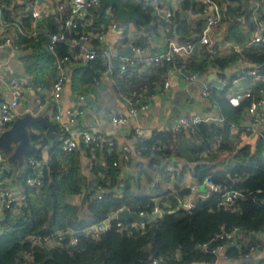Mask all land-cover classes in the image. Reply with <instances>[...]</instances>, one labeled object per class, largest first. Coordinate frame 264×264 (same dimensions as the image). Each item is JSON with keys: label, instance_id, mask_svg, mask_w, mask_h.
I'll return each mask as SVG.
<instances>
[{"label": "trees", "instance_id": "16d2710c", "mask_svg": "<svg viewBox=\"0 0 264 264\" xmlns=\"http://www.w3.org/2000/svg\"><path fill=\"white\" fill-rule=\"evenodd\" d=\"M186 8H190L189 4ZM132 10L145 22V25L138 22L136 24L139 27L148 28L149 36L158 33L164 27V23L158 22L153 17V8L133 6ZM111 13L116 15V10L113 9ZM91 15L93 17L91 26L88 23H81L76 30L67 32V35L70 38H80L92 34L96 38L91 39V43L98 50L97 37L106 30L108 15L99 14L97 10ZM238 15L234 14L236 17ZM68 17V11L52 15L54 19L50 22L51 30L54 33L58 32L57 23H65ZM26 18L28 17L24 16V19ZM176 23L178 33L180 29L189 30V25L184 18L178 17ZM199 29L200 27L198 31ZM229 33L238 44L245 45L239 22H235V27H232ZM195 39L192 37L189 41ZM139 44L146 49L149 38L143 37ZM34 50L35 54L28 60L37 69L48 73V68L54 65L55 56L47 52L42 44L35 45ZM67 51V44L60 43L57 46L56 55L66 56ZM241 59L257 65V70L264 73V45L245 48ZM214 63L223 69L228 65L229 60L216 58ZM102 65L103 60L99 59L92 61L87 68L75 69L73 82L79 75H82L84 82H91L104 70ZM203 66L204 64L199 68L202 69ZM162 67L143 70L142 73L137 68L130 69L125 77L117 78L119 92L133 101H141L159 82ZM27 72L32 79L24 81L23 89L32 88L38 83L34 68L30 67ZM259 96L260 94H257V98ZM245 106L246 104L233 109L243 113ZM239 113L235 115V118L239 117ZM231 128L230 119L223 124L205 123L200 126L197 132L200 143H196L192 150L193 154L212 150L218 141H220L218 153L231 152L232 147L229 143ZM42 129L44 128L40 125L35 128L40 131H43ZM31 139L36 145L45 146L48 142L45 139L44 144H39V136L33 132H31ZM174 140V133L164 131L139 147V155L147 160L155 173L161 176L159 180H168L167 182L171 180L166 170L170 160H173L170 146ZM29 156L42 159L41 150L36 149ZM114 157L115 154L111 156L105 152L104 167H99L100 164L94 161L93 175L98 176L102 171L105 173V179L101 181L98 188H89L88 179L83 173L80 154L64 153L61 142L58 141L50 149L45 185L34 197L30 195L26 187V179L31 174L26 167L22 184L25 186L27 195L20 207V213L14 215L13 212L5 211L1 215L0 264H151L156 259L163 264H211L217 261V258L209 251L203 250L201 246L207 243L208 249H212L215 244H225L226 241L223 240L215 242L218 235L234 230L243 231L246 234L264 233V158L261 150L253 153L247 146L234 155V162H228L227 159H222L216 165L209 159L196 162L192 174L199 181L202 182L206 177H211L220 185L222 193L236 190L242 192L244 197L234 205L221 207L219 205L221 194L207 191L206 198L194 200L195 205L191 210H185L179 206L178 198L184 199L192 195L190 190L181 189L183 174L173 183L175 194L169 189L163 190L158 181L156 189H153H161L158 196L146 195L141 184L140 173L136 180L122 178L121 168L113 166ZM144 174L147 182L153 185L154 178L147 171H144ZM105 188H121L123 198L119 199L113 192L106 191L102 199H99V193ZM84 189H86L84 207L87 213L85 217L80 218V209L72 205L70 197L82 193ZM159 196L164 197L163 201L156 200L155 197ZM167 197L173 201L170 209L165 208L163 204ZM122 208H129L132 212L143 210L147 215H151L154 209L158 208L162 212V217L147 222L143 227L138 225L136 230L130 231L128 227L117 228L118 221L115 218L111 219V216ZM105 220H110L112 227L100 239H94L86 234L89 227ZM60 231L67 235L74 232L78 239L77 245L70 246L66 241L64 244L51 247V251H48V247H40L37 244L39 239L52 237ZM238 250L229 247L230 258L238 257L240 253ZM241 254L243 256L242 251Z\"/></svg>", "mask_w": 264, "mask_h": 264}, {"label": "crops", "instance_id": "0c3cea01", "mask_svg": "<svg viewBox=\"0 0 264 264\" xmlns=\"http://www.w3.org/2000/svg\"><path fill=\"white\" fill-rule=\"evenodd\" d=\"M12 1L14 2L13 7H11V9L6 12V19L10 20L12 17H14L13 21L21 22L22 25L29 31L33 30L35 24L32 18H30L28 15L32 0ZM62 1L63 0H39V2L44 4L49 10V15L46 18L45 23L39 25L42 30L45 28L51 30L50 22L54 19L52 18V15L56 14L57 12L60 13L59 6ZM215 1L220 6L222 14L225 15V18H222L220 25L215 29L216 38L220 40L218 41L217 45L219 46L220 44L223 45L226 43L223 38L227 32L231 31L232 27H235V22L240 23L241 37L243 36L245 42H247L248 36L251 37V33H248V26L246 24V19L252 12L251 0ZM122 3L127 11H134L132 10L133 6L138 7V0H122ZM188 4L190 8H186V5ZM204 4L205 0H162L161 5L155 9L153 7H149L154 9L153 17H155L158 22L164 23V27H162L158 33H154L151 36H149V29L139 27L136 24L138 22L136 20L129 19L121 24L118 18L117 9L108 7L104 12L106 15H108V25L106 30L101 34L104 36L105 40L104 42L100 43V47L119 54L120 51L132 46H136L140 48L144 54L151 55L166 52L168 50L169 43L172 41L180 45L188 43L189 39L192 37L196 38L192 41H198L200 40L203 29L205 28V17L209 15L203 10ZM141 6L143 8H148L145 7V5ZM113 9L116 10V15L111 13ZM167 10L173 12L177 19L178 17L185 19L189 16L190 19L186 21L189 25V30L180 29L178 33L177 23H175L172 26L171 31L168 32V25L162 20L163 14ZM234 14L239 15L236 17ZM24 16L28 18L24 19ZM87 23L89 26L93 24V17L91 13L88 15V19L84 24ZM114 24L118 26L119 30H109L110 26ZM142 25H145V22ZM57 27H59V31L55 33H61L64 31L63 22L57 23ZM198 27H200L199 31ZM9 32L14 34L15 30L11 29V31H5L0 26V38L8 36ZM171 35L175 36V38ZM87 37H89V42H91V39L96 38V36L92 34H87ZM143 37L149 38V44L146 49L142 48L139 44ZM22 41L25 42L24 40ZM234 41L236 42L235 39ZM37 44H42V47L47 52L52 54L47 49L46 43L36 41L28 43V45L18 53L8 51L3 53L0 52V75L2 77L0 81V105L4 102H9L14 96L15 92L19 91L21 93L20 114L22 116H24L26 110L35 111V109L39 116H48L50 121L55 126V133L58 135L56 139L51 140L47 138L45 129H42L43 131L34 129L33 131L36 133V136L41 135L48 140L46 145H48L49 148H53L55 143L58 141L62 143L72 137L71 134L63 133L59 127V125L66 126L69 124L68 117L63 115L61 120L57 121L56 115L71 109L84 110L85 116L79 120L76 126L70 125L69 127L71 130H87L95 134L101 133L106 139L114 140L116 142L117 148L115 152L112 153L108 149H103L102 151L98 152L96 162L100 164L99 167L105 166V152L111 156H114L115 154V161H120L122 147L128 146L132 152L131 159L128 165L119 166L121 168V177L125 178L126 180H136L139 178L140 173L141 184L143 186V191L146 192V195L158 196V193L161 191V189L159 188V190H153L156 189V182L158 181H160L159 185L163 190L169 189L173 192V194H175L173 183L180 177L181 174H183L184 180L181 184V189L190 190L192 195L184 199L177 198L179 200V206L185 210H188L184 208V204L194 206L195 199H199L200 196H208L207 191L203 187L201 181L195 178L192 174V169L195 167L196 162H198L197 160H206L203 156L210 154L211 156L209 160H212L215 165L222 159H227L226 161L228 162H234V155L239 150L247 146L250 147L253 153L258 150H261V155L263 153L264 120L260 125L254 126L251 124L246 110H244L243 113H239L227 103L226 95L233 94L236 92V90H229L224 94H216L212 99H207L201 94L203 84H209L212 82L219 83L222 80L229 82L237 80L242 82L240 89L246 88L251 84L252 79L245 77L242 74L250 69H258V66L250 64L249 62L241 59L242 55L233 57L231 55L232 49L230 47L218 48V46H216L212 51L206 46H198L192 55L179 57L175 64H162L161 66L156 67L157 69L159 67L166 66L162 67L163 70L159 73V82L157 85H155L151 93L141 101H133L119 92L117 78L121 77H119L117 73H106L104 62L102 65L104 70L101 71L99 77H94L91 82H84L82 75H79L75 79L76 83L73 82V71L77 68H87L89 67L90 63H92L83 60L81 63H78V66L73 68L72 73H67L68 81L65 86L62 99L58 103H52L50 95L52 93L53 85L56 82V78L58 77V71L55 68V60L53 67L51 66L48 68V73H45V70L37 69L28 60L33 54H35L34 46ZM88 45L89 43H87L85 46ZM67 46V52H69L71 50V46L68 44ZM231 57L233 59H229ZM216 58H221L223 60L228 59L229 63L225 68L222 69L219 65L214 63ZM203 64V68H199V66H202ZM30 67L34 68L36 77L38 79L36 81H38V83L34 84L32 88L23 89L22 85L25 84L24 81L26 79H32V76L27 72ZM136 68L140 73H142L143 70H147H142L138 67H133L132 69ZM179 69H181L186 74L199 73V81L190 82L185 80ZM39 81L44 83L41 84ZM166 83H169L170 86L169 90L167 91H165L164 88ZM24 92H28L29 95V99H27L25 103L22 102V100L25 98ZM41 103L45 106L43 110H41ZM145 103L149 106L148 110L141 111L137 115L132 114L133 107L141 106ZM213 103L218 105L217 109L212 107ZM237 113H239V117L235 118ZM195 115H209L212 116L213 119H218L223 116L226 121L229 119L232 121V128L230 130L231 132L229 137V143L232 147L231 152L224 151V153H218V148L220 145V141H218L212 150L203 153L201 152L195 154L193 157H190L184 153V149H186L188 153L189 148L186 147V145L190 141L200 143L198 134L193 135L188 131L174 134L175 140L170 146V149L173 153V160H170L169 166L166 170L169 175V179L171 180H169L170 182H167L168 180H159L161 176L155 173L147 163V160L141 158L139 155V147L143 143H140L135 137V129H141L145 131L148 137L151 139L160 132H166L179 117ZM115 116H123L127 118L129 125L123 128L114 127L112 125V118ZM213 123L223 124L218 122H212L210 124ZM248 129H250V131ZM34 145L36 149L41 150L42 159L47 161L50 157L49 148H42L43 145H36L35 143ZM2 153L6 160V172L3 174V177L7 180L10 186H12L17 199L22 205L27 195L24 188L25 186L22 184V176L27 165L20 168L18 163L15 162L17 165L14 164L13 168V162L8 161L10 154L4 152ZM74 153L80 154L83 173L88 179V187L98 188L101 185V181L105 179V173L99 170L103 176H100V173L98 176H96L97 174L94 176L89 170L91 159L88 150L84 146H80L79 149ZM217 154L220 155L217 156ZM178 155H180V157ZM185 157L188 158L186 159ZM144 171H147L154 178L155 183L153 185H150L147 182ZM192 187H195V191L191 190ZM106 191L108 193L113 192L119 199L123 198L121 188H105L104 191L100 192L99 194H104ZM85 195L86 189H84L82 193L70 197V202L72 205L80 209V218L85 217V214L87 213L84 207ZM155 198L156 200L161 201L164 199L163 196ZM163 204L165 208L170 209L173 205V201L167 197ZM19 213L20 212L13 214L17 215ZM117 213L118 211L111 216V219L115 218L117 220ZM149 221H152V219L148 220V222ZM131 222L143 227V225L139 222ZM238 235L245 250H248L251 246H255L257 248L255 255L250 260H246L242 256L241 250H238L240 252L238 253V257H231L229 260L219 259L211 264H264V233L246 234L243 231H239ZM47 250L51 251V247H48Z\"/></svg>", "mask_w": 264, "mask_h": 264}, {"label": "built area", "instance_id": "2783aa9c", "mask_svg": "<svg viewBox=\"0 0 264 264\" xmlns=\"http://www.w3.org/2000/svg\"><path fill=\"white\" fill-rule=\"evenodd\" d=\"M162 0H138V6L145 5V7H153L154 9L161 5ZM12 0H0V26L6 31L15 30L14 34L8 33V36L0 38V52H13L18 53L23 48H25L28 43L32 41L46 43L47 49L55 56V68L58 71V77L53 85L52 93L50 99L52 103H58L65 91V86L68 81L67 73L71 72L78 63L83 60L88 62L97 61L102 59L104 66L106 68V73L115 74L119 77H125L130 69L133 67H138L140 69H150L161 66L162 64H175L176 60L182 56L192 55L198 46H206L212 51L215 49L220 41L216 38L215 29L220 25L222 18L225 15L222 14V10L215 0H205L203 5V10L206 14L205 17V28L202 31L200 40L189 41L184 45L175 43L174 41L169 43L168 50L164 53H156L151 55L144 54L140 48L132 46L134 57H122L118 53L105 50L100 47V43L104 42V36H98V50L95 49L91 42H89V37L82 36L80 38H70L67 32L76 30L81 23H86L88 15L93 11L99 9L101 0H63L59 6V11L65 13L68 11L69 19L64 23V31L61 33H54L50 29L45 28L42 30L39 25L44 24L46 18L49 15V10L44 4H41L39 0H32L30 10L28 15L34 21L33 30L26 29L21 22L13 21L12 17L7 20L5 14L7 11L13 7ZM252 12L246 19V24L248 26V33H251V37L248 36V41L245 45H241L232 40L229 32L224 36L225 44H220L219 47H230L231 55L233 57L240 56L243 54L245 48L251 47V45L261 44L264 45V0H251ZM190 17H186L184 20H189ZM164 22H166L167 31L170 32L172 26L176 23L177 17L171 11H165L163 14ZM109 30H119L116 24L110 26ZM24 40L25 42H23ZM60 43H66L71 46V50L66 56L60 57L57 54V46ZM82 43V45H81ZM89 43L88 46H85ZM183 78L190 82H198L200 79L199 73L186 74L181 69H179ZM245 77L252 79L251 84L243 89H240L242 82L225 81L222 80L219 83H209L203 84L201 89V94L207 99H212L216 94H224L229 90H236L233 94H227V103L232 108H240L244 104L245 110L251 124L254 126L260 125L264 120V73L259 72L257 69H250L243 73ZM0 75V81H1ZM169 83L165 84V91L169 90ZM257 94L260 96L257 98ZM21 105V93L19 91L15 92L14 96L9 102H4L0 105V135L3 134L11 125L21 117L20 114ZM213 108L217 109L218 105L213 103ZM45 106L41 103V110ZM149 106L145 103L141 106H135L132 109V114L137 115L141 111L148 110ZM27 113H32L38 115L37 111L26 110L24 115ZM65 115L69 119V124L66 126H60L63 133L71 134L72 137L61 143V149L66 154H72L76 152L80 146H84L88 152L91 159L89 170L92 172L94 169V161L96 160L99 151L110 150V152H115L117 145L114 140L106 139L101 133H93L91 131H72L69 127L70 125L76 126L79 120L85 116V111L82 109H71L64 113H58L56 115V120H61L62 116ZM226 119L221 116L218 119H213L212 116H182L179 117L175 123L168 128L167 131L174 134L181 133L183 131H188L191 134H197L198 128L205 123H224ZM112 125L114 127L123 128L129 125L127 118L123 116H115L112 118ZM250 131V129H248ZM135 137L140 143H144L150 139L145 131L141 129H135ZM39 136L38 143L44 144L45 138L41 135ZM42 148L48 149L49 146H43ZM51 148H49L50 151ZM131 149L128 146L122 147L120 161H114L113 166L119 167L121 165H128L131 159ZM264 158V150L262 153ZM50 162V157L47 161L43 159H38L35 156H29L26 158V165L31 171V174L26 179V187L31 192V195H37L40 190L45 185L47 166ZM6 160L3 153L0 152V219L2 213L5 211H10L13 213L20 212L21 203L16 197L15 191L12 186L3 177L6 172L5 167ZM100 176L103 174L100 173ZM203 187L206 191L211 193L221 194L219 205L221 207L234 205L237 201L244 197V194L240 191H227L222 193L220 185L215 183L211 177H206L202 182ZM195 191V187L191 188ZM103 193L99 194V199H102ZM207 196H200V198H206ZM184 208L191 210L193 205H183ZM129 211L130 213H135L140 217L148 216L143 210L139 212H132L129 209L122 208L117 214L123 211ZM159 209L155 208L152 214L159 213ZM116 214V215H117ZM116 227L124 228L128 227L130 231H134L138 228L136 223L130 222L126 224L117 220ZM110 220H105L103 222L92 225L86 230V234L94 239H100L105 233L111 230ZM239 230H234L232 232L223 233L218 235L215 242L220 240L226 241L225 244H215L212 249L209 248V244H204L201 246L203 250L209 251L214 255L217 260L224 259L229 260L230 256L228 254V248L234 247L242 251L243 257L246 260H250L256 253L257 248L251 246L248 250H244L241 239L238 235ZM69 236V237H68ZM68 241L70 246H76L78 239L74 232H70L67 235L64 232H58L52 237H45L39 239L37 244L40 247H55L64 244ZM151 264H163L160 260H153Z\"/></svg>", "mask_w": 264, "mask_h": 264}, {"label": "water", "instance_id": "95a60500", "mask_svg": "<svg viewBox=\"0 0 264 264\" xmlns=\"http://www.w3.org/2000/svg\"><path fill=\"white\" fill-rule=\"evenodd\" d=\"M108 7L117 9L118 18L121 24L129 19H133L144 24V21L134 11H127L125 9L122 0H101L98 12L102 14ZM119 56L131 58L134 57V53L130 47L120 51ZM38 125L42 126L46 130L47 138L55 140L58 136L55 133V126L50 121L48 116H39L32 113H27L24 116L17 118L11 127L0 135V152L10 154L8 158L9 162H17L20 168L26 165L27 156L31 155L36 150V147L31 139V132ZM161 217V212L151 214L146 217H140L135 213H130L125 210L118 214L117 220L124 222L125 224L135 221L145 226L148 220H156Z\"/></svg>", "mask_w": 264, "mask_h": 264}, {"label": "rangeland", "instance_id": "374dc122", "mask_svg": "<svg viewBox=\"0 0 264 264\" xmlns=\"http://www.w3.org/2000/svg\"><path fill=\"white\" fill-rule=\"evenodd\" d=\"M24 94H25V98L22 100V102L23 103H25L26 101H27V99H29L28 98V92H24ZM29 101V100H28ZM197 144L195 143V142H193V141H190L189 143H187V145H186V147H188L189 148V151H188V153H187V151H186V149H184V153L187 155V156H190V157H193V156H195V154H193V152H192V150H193V148L196 146ZM177 152H178V150H177ZM210 154L209 155H207V156H203V157H205V159H209L210 158ZM183 157V156H182ZM202 157V156H201ZM186 159L188 158V157H185ZM191 159V158H190ZM197 161H199V160H197ZM12 167L14 168V162H13V165H12Z\"/></svg>", "mask_w": 264, "mask_h": 264}]
</instances>
